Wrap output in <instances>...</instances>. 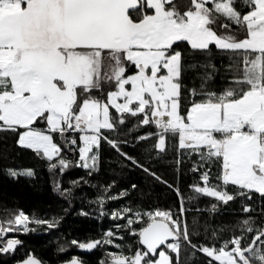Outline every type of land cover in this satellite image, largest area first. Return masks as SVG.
Returning <instances> with one entry per match:
<instances>
[{
  "label": "snow or ice",
  "instance_id": "1",
  "mask_svg": "<svg viewBox=\"0 0 264 264\" xmlns=\"http://www.w3.org/2000/svg\"><path fill=\"white\" fill-rule=\"evenodd\" d=\"M213 48L227 54L221 88L210 84L221 75L208 56ZM189 51L208 62L188 59ZM198 67L206 71L190 87L184 76ZM127 117L139 119L125 129ZM146 126L154 131L135 141L155 138L150 149L156 157L175 151L178 166L191 162L189 171L198 174L189 185L193 195L186 200L175 188L176 212L126 205L109 213L108 201L128 195L107 196L109 186L93 203L101 217L125 220L115 228L138 237L137 247L116 243L112 229L71 245L84 252L117 250H106L98 264H181L182 245L207 264H264V0H0V132L15 133L17 146L46 160L50 172L79 167L92 175L103 142L167 184L122 151L129 143L122 137ZM64 152L78 153L75 163ZM7 171L13 178L35 175ZM81 180L88 183L82 177L62 189L57 182L54 190L68 198ZM200 197L222 204L239 199L238 234L219 246L194 242L200 233L194 221L190 229L185 203ZM30 224L52 229L59 220L30 219L19 210L0 221V254H14L23 244L17 236L35 232ZM16 264L43 262L27 255ZM60 264L87 262L74 256Z\"/></svg>",
  "mask_w": 264,
  "mask_h": 264
},
{
  "label": "trees",
  "instance_id": "2",
  "mask_svg": "<svg viewBox=\"0 0 264 264\" xmlns=\"http://www.w3.org/2000/svg\"><path fill=\"white\" fill-rule=\"evenodd\" d=\"M187 0H180L186 3ZM181 48L188 49L186 43H182ZM188 59L195 60L201 64L207 63L208 58L189 51ZM211 62L221 68V75L210 82L213 88L223 87V67L227 66V54L217 52L215 48L208 54ZM134 69H130L133 71ZM206 69L198 67L196 72L188 71L184 80L191 87V81L197 74L203 75ZM199 84V80H196ZM139 117H127L125 129L131 126ZM154 131L151 127H143L132 134L122 137L129 143L122 146V151L129 156L135 157L141 163L155 172L157 176L167 181V184L159 182L153 176L148 175L140 168L132 165L124 159L117 151L107 143L101 144L99 168L92 175H88V170L79 167H70L61 175L58 170L49 171L48 162L39 158L32 150L17 146L16 134L12 132H0V221L10 219L16 212L23 210L29 214L30 219L35 216L52 220L58 218L59 226L48 229L46 225L30 224V228H35V232L19 234L17 236L23 244L18 246V250L12 254H0V264H16L26 258L27 255H35L46 264H60L61 261L68 260L74 256L80 257L87 264H98L103 259L104 252L117 251L110 246L84 252L71 245L72 240L86 241L88 239H99L107 230L112 229L117 232L116 243L132 245L133 250L137 247L138 237L131 236L127 231H119L115 228L117 224H124L125 220H113L109 215L101 217L97 211L98 206L93 203L98 196H104L105 188H109L107 196H118L123 190L128 191V195L113 201H108L104 207L109 213L122 206H132L142 210L153 208L171 209L176 212L180 209V199L175 188H178L185 199L193 195L189 185L198 182V174L189 171L191 162L184 161L179 166L176 163L177 153L169 151L160 157H156V152L150 149V145L155 143V138L137 143L135 136L143 132ZM68 159L75 163L78 153L64 152ZM195 159V157H193ZM27 170L31 169L35 175L33 177L18 176L13 178L8 175V169ZM213 173L216 168L213 167ZM84 178L88 183L81 180L79 186L74 187L70 197L65 198L55 191V184L58 182L62 189L69 188L73 181ZM137 187L133 189L131 186ZM171 185L172 187H169ZM230 190L231 186H230ZM249 203L255 205V199ZM216 204V210H210ZM185 207L191 209L186 213V219L191 229L192 222H195L196 231L200 234L193 238L194 242L215 243L219 246L222 240L229 239L232 235L238 234L235 229L241 218L240 200L230 201L222 204L211 197H200L194 201H187ZM199 208V211H196ZM90 215H81V212ZM260 218L257 216V223ZM141 224L135 225L136 228ZM216 232L213 238L212 233ZM11 235V234H10ZM123 236V241L119 236ZM67 251L61 252L60 248ZM161 248H164L162 246ZM128 251L127 248L124 249ZM168 251V250H167ZM169 254H171L169 252ZM174 255V254H172ZM181 264H207V258L197 252L192 255V250H185L182 245Z\"/></svg>",
  "mask_w": 264,
  "mask_h": 264
},
{
  "label": "water",
  "instance_id": "3",
  "mask_svg": "<svg viewBox=\"0 0 264 264\" xmlns=\"http://www.w3.org/2000/svg\"><path fill=\"white\" fill-rule=\"evenodd\" d=\"M170 242H171V241H170ZM161 247H162V246H161ZM31 255H33V254H31ZM33 256H35V255H33ZM35 257L38 258L37 256H35ZM24 259H25V258H24ZM38 259H39V258H38ZM42 262H43V261H42ZM43 264H46V263L43 262Z\"/></svg>",
  "mask_w": 264,
  "mask_h": 264
},
{
  "label": "rangeland",
  "instance_id": "4",
  "mask_svg": "<svg viewBox=\"0 0 264 264\" xmlns=\"http://www.w3.org/2000/svg\"><path fill=\"white\" fill-rule=\"evenodd\" d=\"M167 251V249H165ZM159 251V250H158Z\"/></svg>",
  "mask_w": 264,
  "mask_h": 264
}]
</instances>
